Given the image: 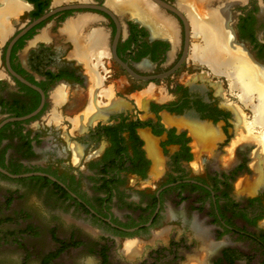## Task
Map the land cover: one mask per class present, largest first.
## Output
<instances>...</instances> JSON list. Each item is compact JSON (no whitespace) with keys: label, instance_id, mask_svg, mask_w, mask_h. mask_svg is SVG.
Returning a JSON list of instances; mask_svg holds the SVG:
<instances>
[{"label":"flooded vegetation","instance_id":"af4514ba","mask_svg":"<svg viewBox=\"0 0 264 264\" xmlns=\"http://www.w3.org/2000/svg\"><path fill=\"white\" fill-rule=\"evenodd\" d=\"M19 1L21 11L5 13L7 33L0 32V180L33 191L44 210L13 195L12 222L34 229L15 231L29 233L14 245L40 264H73L75 248L115 264V237L161 229L133 264H198L202 256L201 264H264V148L248 123L256 94L243 102L230 77L195 55L202 41L188 7L141 0L148 7L134 9L124 0L118 12L107 0ZM212 4L226 13L232 51L264 81V0ZM80 16L90 18L84 32L102 33L101 54L77 50L65 31ZM144 131L165 157L158 175ZM144 180L152 183L142 187ZM67 208L100 225L103 241L68 230ZM39 213L54 219L45 224ZM128 243L139 245L127 239L124 255H138ZM12 249L0 254L16 257Z\"/></svg>","mask_w":264,"mask_h":264},{"label":"bare ground","instance_id":"6f19581e","mask_svg":"<svg viewBox=\"0 0 264 264\" xmlns=\"http://www.w3.org/2000/svg\"><path fill=\"white\" fill-rule=\"evenodd\" d=\"M107 1L108 4L110 6H113L118 12L122 11V6L124 5L122 4V2H124V0H121L119 3L115 2V0ZM178 1L180 5L188 7V9L190 10V18L194 23L193 28L202 41L197 49H195V55L202 62L207 63L214 72H222L230 77L232 79L229 80L231 86L239 88V90L241 91L240 98L242 100L246 101L250 96L253 97L252 94H256L257 102L255 104L253 103V110L256 112L257 123L264 125V81L258 80L259 75L247 58H245L244 56L236 55L234 53L235 51H232L230 36L224 24L226 13H223V11L221 10V6H218L217 8H214L212 6V3L217 0ZM140 3L143 5V3L145 2H142L141 0H131V5L128 4L127 6L137 9L139 8V6H141ZM145 4L148 7L147 2ZM22 7L23 4L19 0H4V8L0 10V15H3V25H0V32L3 36L7 33L5 31V24H9V22H4V14L10 13L12 15L18 13L19 11H21ZM157 18L163 19L159 14L157 15ZM89 21V17H77L76 19H73L67 23L65 31L71 34L74 37V40H76L77 50H84V52L87 50H92V52L95 54L96 52L101 54L100 52L103 49L102 47H100L103 43L101 42V38H103L101 37L102 33L84 32V28L86 24L89 23ZM59 98L60 91L58 90L54 95L55 103H58ZM92 113L93 107L90 106L88 113L85 115L86 118H93L94 115H90ZM87 115H90L91 117H87ZM76 156H78L77 152ZM128 248L135 249L137 248V245L130 244Z\"/></svg>","mask_w":264,"mask_h":264},{"label":"rangeland","instance_id":"374dc122","mask_svg":"<svg viewBox=\"0 0 264 264\" xmlns=\"http://www.w3.org/2000/svg\"><path fill=\"white\" fill-rule=\"evenodd\" d=\"M237 89H239V88H237ZM240 95H241V91H240ZM240 95H239V97H240ZM135 99H136V97H135ZM242 101L245 102L244 100H242ZM253 105L254 104H252L253 119L248 123L253 125L254 127L257 126L259 128V130H260L259 133L261 134L262 144H263V148H264V125L257 123L256 112L253 110ZM144 135L146 138V140H145L146 141L145 142L146 154L149 157V159L151 160V171H152L153 175H158L161 173L162 167H163V164L165 161L164 154L162 153L160 147L158 146L157 138L150 135L148 131H144ZM72 150H73L74 161L77 162L80 154H78V156H76L75 148L72 147ZM82 165H80V167H82ZM139 181H140V179H139ZM145 182H146V185H150L152 183L151 180H144L141 184L142 187L144 186ZM133 184L134 183L131 181V185H133ZM243 184H245V183H243ZM256 184H255V181H253V182H251L250 186H248V188L252 189L253 186H255ZM16 185L17 184L13 180H4V181L0 180V251L13 250L12 247H15L17 249V252H18V253L16 252V255L14 254L16 257H13V258H11L9 256L10 253L2 252L0 254V263L40 264L38 259L30 257V253L28 252L27 249H25V247H18L17 245H14V242H16V241L13 239H15V238L16 239H22V240L18 241V242H22L24 240V238L28 237V233H29L28 232L26 234H20V233H15V231H18V232L21 231L22 233H24L26 230L34 231V229H32L30 227H28V229H27L26 221L21 222L19 225H17L18 224L17 222H12V219L14 217H16L18 214L15 212V208L13 205L14 201H12L11 199H12L14 194H18L19 196H21L22 194H25L26 195L25 197H19L17 199L19 201H24V203L26 205L34 207L39 212H42V210H44L43 209L44 206H43L42 201L37 196H35L36 194L32 195L33 191H31L30 189H26L25 187L23 188L20 185H17V186ZM126 187H128L127 183H126ZM236 187H238V186H236ZM16 190H18L19 192H16ZM129 192H130V190H129ZM39 214H40L39 219L42 222H44L45 224L49 221H53V219H54V218H52V216H51V218H49L48 215H46L44 213H39ZM63 216H64L63 225L68 230L74 226L79 227V228H82V230L86 234V236H88L90 238H97V240L103 241L102 238L100 239V237H101L100 233L104 232L102 230L101 226L98 224L91 223L90 222V216L87 215L86 213L81 212V211H75V210L72 211V209L67 208V211L63 213ZM54 217L57 218L58 215H55ZM61 220H63V219H61ZM45 227L47 228L46 229L47 232L45 233V238H46L49 228H48V226H45ZM194 229H195V232L197 233V235H199V236L203 235L204 230H203V227L199 223H197V222L194 223ZM160 230L161 229H153L152 232H148V233L142 234L140 236L135 235V236H132L131 238L127 237V238L118 239L115 237V244L113 245V248H112V250H113V256L112 257H113V260L115 261V264H120V262H121V264H129V263L133 264V263L137 262L141 258L142 251L145 248H149L151 246H154L153 244L156 241V235ZM35 232H38V231L35 229ZM41 233L42 232H38L37 234L40 235ZM12 234H14V235H12ZM127 239H132V241L138 240L139 245L137 247L139 250L136 249L139 253L138 255L133 256L131 258L124 255L123 249H124L125 243L127 242ZM127 245L128 244H126V246ZM126 250L130 253L135 252L132 250H128L127 247H126ZM73 253H74V254H72L73 255V257H72L73 258V264L74 263H77V264H97L96 258L91 253L87 252L86 250H84L82 248H75L73 250ZM21 256H22V258H24V261H22ZM196 258L198 260V264H201V259L203 258V256L202 257H196Z\"/></svg>","mask_w":264,"mask_h":264},{"label":"water","instance_id":"95a60500","mask_svg":"<svg viewBox=\"0 0 264 264\" xmlns=\"http://www.w3.org/2000/svg\"><path fill=\"white\" fill-rule=\"evenodd\" d=\"M53 11H55V10H53ZM53 11L48 12L47 14H45L44 16H42L41 18L46 17L48 14L52 13ZM24 175H29V174H24ZM10 176H11V177H17V176H15V175H10Z\"/></svg>","mask_w":264,"mask_h":264}]
</instances>
